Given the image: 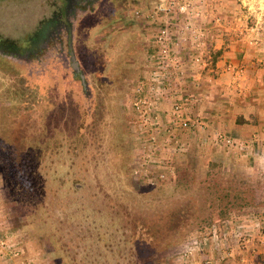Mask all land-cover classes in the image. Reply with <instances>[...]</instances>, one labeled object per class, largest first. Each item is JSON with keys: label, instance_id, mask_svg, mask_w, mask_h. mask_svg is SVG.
<instances>
[{"label": "rangeland", "instance_id": "1", "mask_svg": "<svg viewBox=\"0 0 264 264\" xmlns=\"http://www.w3.org/2000/svg\"><path fill=\"white\" fill-rule=\"evenodd\" d=\"M47 1L0 0V36L21 43ZM158 1L123 0L72 25L94 95L80 132L70 92L60 109L0 66V264H264V145L222 146L224 135L244 139L210 128L198 108L204 131L176 129L171 96L146 113L131 105L152 65V31L134 11ZM199 6L210 32L264 67V0ZM152 223L153 237L135 241Z\"/></svg>", "mask_w": 264, "mask_h": 264}, {"label": "built area", "instance_id": "2", "mask_svg": "<svg viewBox=\"0 0 264 264\" xmlns=\"http://www.w3.org/2000/svg\"><path fill=\"white\" fill-rule=\"evenodd\" d=\"M202 1L204 0H159L145 11H134L136 17L143 16V20L149 25H157L147 26V30L152 31L150 44L147 45L148 63L152 65L145 69V74L134 86L136 93H139L137 91L140 89L145 90V93L143 92V97L139 99H132L131 105L146 113L150 112L156 103L165 102L168 100L167 96H171L168 117L178 130L202 132L206 129V123L190 109L183 111L185 102L195 99L193 93L184 91L188 72L195 70L194 75L197 76L207 65L200 49L206 47L211 32L205 25L210 20L207 21L206 17L201 15L199 5ZM235 67L239 65L236 64ZM218 136L221 137L220 134ZM221 138L222 146L238 150L247 147L242 140H234L225 135ZM137 172L139 170L133 169V173Z\"/></svg>", "mask_w": 264, "mask_h": 264}, {"label": "crops", "instance_id": "3", "mask_svg": "<svg viewBox=\"0 0 264 264\" xmlns=\"http://www.w3.org/2000/svg\"><path fill=\"white\" fill-rule=\"evenodd\" d=\"M236 44L230 35L222 38L211 32L206 47L200 49L207 62L205 69L197 76L194 75L195 70H190L185 78H188L187 90L192 87V92H195V99L185 104L187 109L198 108L201 114H206L204 117H209L210 128L232 133L244 139L246 146L257 139V148H260L264 145V67L250 61V51L243 58L240 53L238 55L242 48ZM238 71L240 74L236 73ZM203 72L207 74L203 76Z\"/></svg>", "mask_w": 264, "mask_h": 264}, {"label": "trees", "instance_id": "4", "mask_svg": "<svg viewBox=\"0 0 264 264\" xmlns=\"http://www.w3.org/2000/svg\"><path fill=\"white\" fill-rule=\"evenodd\" d=\"M68 49L69 47L66 51L67 54L69 53ZM70 51H72V53L74 51L75 62L65 60L63 55L58 54L59 51L51 50L46 55L32 54L28 56H16L0 54V66H7L19 77L21 76V78L39 83L40 92L46 93V97H49L50 102L56 107L63 109L69 104L73 110L71 119H75L76 122L79 121L76 128L77 131L80 132V130L92 120V112H94V95L83 64L79 61V56H76L78 50L75 48L73 41L70 46ZM67 59H70V57L68 56ZM64 63L67 64L66 67ZM69 92L71 93L72 102L65 104L63 98L66 97L65 94ZM216 164L217 163L214 162V166ZM169 216L172 217L171 215ZM157 228L158 226L155 223L147 225L146 230H143L141 227L136 228L137 236L134 237V240L144 239V242H146L145 239L153 237V232H155Z\"/></svg>", "mask_w": 264, "mask_h": 264}, {"label": "flooded vegetation", "instance_id": "5", "mask_svg": "<svg viewBox=\"0 0 264 264\" xmlns=\"http://www.w3.org/2000/svg\"><path fill=\"white\" fill-rule=\"evenodd\" d=\"M122 1L48 0L46 12L35 21L21 43L0 36V54L46 55L51 50H56L59 51V55H63L65 60L75 62L74 51L73 53L70 51L75 36V28L72 25L89 22L101 9L113 8ZM68 47L69 53L67 54ZM68 56L70 59H67Z\"/></svg>", "mask_w": 264, "mask_h": 264}]
</instances>
